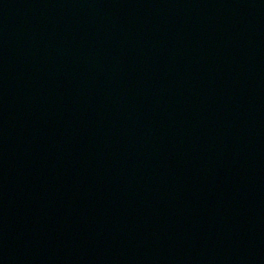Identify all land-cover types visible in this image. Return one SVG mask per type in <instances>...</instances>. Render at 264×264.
I'll return each instance as SVG.
<instances>
[{
  "label": "water",
  "instance_id": "water-1",
  "mask_svg": "<svg viewBox=\"0 0 264 264\" xmlns=\"http://www.w3.org/2000/svg\"><path fill=\"white\" fill-rule=\"evenodd\" d=\"M0 264H264V0H0Z\"/></svg>",
  "mask_w": 264,
  "mask_h": 264
}]
</instances>
